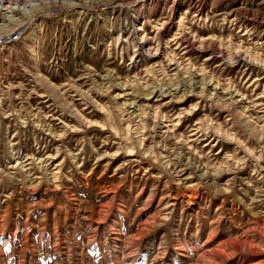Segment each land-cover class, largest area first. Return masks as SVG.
<instances>
[{"label": "rangeland", "instance_id": "obj_1", "mask_svg": "<svg viewBox=\"0 0 264 264\" xmlns=\"http://www.w3.org/2000/svg\"><path fill=\"white\" fill-rule=\"evenodd\" d=\"M34 4L0 42V264H264V0Z\"/></svg>", "mask_w": 264, "mask_h": 264}, {"label": "bare ground", "instance_id": "obj_2", "mask_svg": "<svg viewBox=\"0 0 264 264\" xmlns=\"http://www.w3.org/2000/svg\"><path fill=\"white\" fill-rule=\"evenodd\" d=\"M36 4H34V0H1L0 14L2 15V23L0 24V42L9 41L20 30L24 29L27 20H32L40 15L39 12L43 11L44 8H40ZM69 7L71 10L79 9L83 7V4L82 2H73L69 4ZM19 14H22V16L17 19L16 16ZM12 26L15 27L13 28ZM201 87L200 85L199 88Z\"/></svg>", "mask_w": 264, "mask_h": 264}]
</instances>
